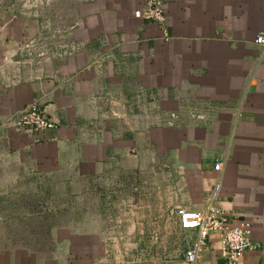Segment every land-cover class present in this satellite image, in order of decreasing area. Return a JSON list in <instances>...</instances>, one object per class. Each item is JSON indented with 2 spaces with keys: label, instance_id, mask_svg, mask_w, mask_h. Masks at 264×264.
<instances>
[{
  "label": "crops",
  "instance_id": "1",
  "mask_svg": "<svg viewBox=\"0 0 264 264\" xmlns=\"http://www.w3.org/2000/svg\"><path fill=\"white\" fill-rule=\"evenodd\" d=\"M162 2L165 25L134 16L145 0L81 3L43 39L40 17L0 5V176L13 157L56 183L100 181L112 221L147 255L113 260L104 226L21 246L0 218V264H189L198 234L180 228L178 210L211 202L252 227L240 264H264V0ZM33 105L55 129L18 128ZM196 264H226L217 235Z\"/></svg>",
  "mask_w": 264,
  "mask_h": 264
},
{
  "label": "rangeland",
  "instance_id": "2",
  "mask_svg": "<svg viewBox=\"0 0 264 264\" xmlns=\"http://www.w3.org/2000/svg\"><path fill=\"white\" fill-rule=\"evenodd\" d=\"M91 1L93 0H0V5L17 8L20 16L40 17L44 21L42 27L46 32L43 39L55 38L54 34L65 31L66 23L73 20L78 5ZM37 46L38 43L33 41L27 49L31 52ZM77 182L76 179L72 184L56 183L50 177L26 172L14 162L13 157L7 158L6 173L0 176V218L6 221L17 244L45 247L51 244L54 233L56 238L58 230H90L94 233L104 226L106 228L103 231L107 236L104 241L113 260L127 263L147 257L136 248V245L140 246L145 240L126 237L121 224L116 220L112 221V207L105 205L109 202V191L112 188L106 187L108 190L101 192L100 189H105V186L100 181L91 179L82 187ZM97 187L98 190H95ZM129 208L127 205V209ZM109 217L111 220L105 222ZM170 226L169 221L168 227ZM166 240L153 236L147 243L163 247ZM53 243L56 247L57 243Z\"/></svg>",
  "mask_w": 264,
  "mask_h": 264
},
{
  "label": "built area",
  "instance_id": "3",
  "mask_svg": "<svg viewBox=\"0 0 264 264\" xmlns=\"http://www.w3.org/2000/svg\"><path fill=\"white\" fill-rule=\"evenodd\" d=\"M134 16L159 25L166 24L162 0H145L143 8L136 11ZM256 43L264 53V35H259ZM17 126L31 133H42L55 129L57 123L48 115L46 110L33 105L20 113ZM223 167V162L219 160L215 165V171L221 172ZM178 216L182 230L195 231L198 234L196 246L186 253V260L189 264L198 262L205 240L212 234L219 237L220 255L226 264H240L243 255L255 249L252 242L251 225L247 222H241L238 225L233 224L230 221L229 214L212 202L203 212L180 209L178 210Z\"/></svg>",
  "mask_w": 264,
  "mask_h": 264
}]
</instances>
